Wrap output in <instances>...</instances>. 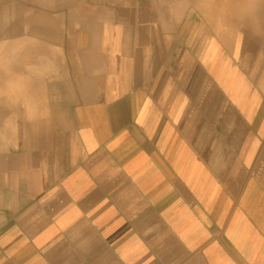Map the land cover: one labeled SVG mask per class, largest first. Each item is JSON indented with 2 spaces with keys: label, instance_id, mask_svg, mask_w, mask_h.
Listing matches in <instances>:
<instances>
[{
  "label": "crops",
  "instance_id": "obj_1",
  "mask_svg": "<svg viewBox=\"0 0 264 264\" xmlns=\"http://www.w3.org/2000/svg\"><path fill=\"white\" fill-rule=\"evenodd\" d=\"M0 46L62 105L0 264H264V0H0Z\"/></svg>",
  "mask_w": 264,
  "mask_h": 264
},
{
  "label": "rangeland",
  "instance_id": "obj_2",
  "mask_svg": "<svg viewBox=\"0 0 264 264\" xmlns=\"http://www.w3.org/2000/svg\"><path fill=\"white\" fill-rule=\"evenodd\" d=\"M11 50L10 46H0V180L5 177L1 167L10 166V153L41 145L58 129L62 118L61 97L33 93L44 89L33 86V72L28 73L19 62L22 54L12 57Z\"/></svg>",
  "mask_w": 264,
  "mask_h": 264
}]
</instances>
